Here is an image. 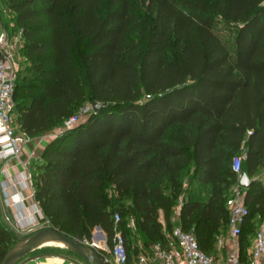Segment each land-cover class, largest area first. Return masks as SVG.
I'll use <instances>...</instances> for the list:
<instances>
[{"label":"trees","instance_id":"obj_1","mask_svg":"<svg viewBox=\"0 0 264 264\" xmlns=\"http://www.w3.org/2000/svg\"><path fill=\"white\" fill-rule=\"evenodd\" d=\"M1 4L14 13L29 60L16 77L18 130L39 136L87 103L103 104L32 163L35 200L50 225L89 242L100 225L111 247L120 213L129 263L128 224L149 246L166 242L188 173L180 222L212 254L228 223L233 158L245 153L251 178L264 169V0ZM195 181L211 185L207 199L193 197ZM246 204L242 253L245 234L264 220L262 180ZM16 242L0 217V262Z\"/></svg>","mask_w":264,"mask_h":264},{"label":"built area","instance_id":"obj_2","mask_svg":"<svg viewBox=\"0 0 264 264\" xmlns=\"http://www.w3.org/2000/svg\"><path fill=\"white\" fill-rule=\"evenodd\" d=\"M22 37V36H21ZM0 49L2 57L0 59V175L7 173L11 178L8 184L4 186L6 190L12 189L10 196L11 206L15 210L14 218L7 212L4 223L9 227L14 224L18 230L30 232L40 224L41 218H46L42 209L35 203L31 211L25 205V196L22 194L24 188L33 184L32 160L25 162L26 171L23 175H11L6 168L7 163L19 158L24 145L30 137L24 131L18 130L15 122V71L18 66L15 61V52L13 39L6 32H0ZM94 106L87 103L81 109L66 118L64 130L77 126L80 122L86 120L92 113ZM62 131V132H63ZM246 158L245 153H239L233 158V169L237 173V180L234 183L227 206L229 210L228 226L231 238L234 240V246L224 256L218 254H207L199 245L197 237L193 231L185 230L182 224H176L166 242L154 244L155 258L163 264H264V223L261 224L252 240V245L246 258L243 257L239 239L243 231L249 209L246 204L247 188L240 184L243 172V163ZM183 198L180 199V206ZM115 233L112 246L104 248L105 258L111 264H128L129 254L127 249V240L123 231L118 227L121 221L120 213L115 214ZM129 226L134 224V221ZM142 261H147L148 257H142ZM32 264H46V262L37 257Z\"/></svg>","mask_w":264,"mask_h":264},{"label":"crops","instance_id":"obj_3","mask_svg":"<svg viewBox=\"0 0 264 264\" xmlns=\"http://www.w3.org/2000/svg\"><path fill=\"white\" fill-rule=\"evenodd\" d=\"M1 30H4V29H3L2 24L0 22V32H1ZM54 139H55V135H53V133H51L50 131L45 133V134L39 135V136L30 137L29 141L24 145L23 151H22L20 157L14 158L7 163L6 168L8 169L10 174L11 175H23L26 171L25 162L28 161L29 159L32 160V163L37 161V160H41L42 159L41 156H42L44 150ZM10 179L11 178L9 177V175L7 173H2L0 175V206L6 207V211L9 213L10 217H12V219H13L15 210L10 205L11 204L10 196H11L12 192H14V191L12 189L6 190L4 188V186L6 184H8L9 181H12ZM253 179H260L261 180V178H258V177L253 178ZM199 185H204L209 190V193H208L206 198H200V199H207L210 195V192H211V185L206 184V183H202L200 181H195L193 193H195L197 191V188ZM22 194L25 196V205L27 206V208L29 210L32 211L34 209L35 203H36L35 189H34L33 184L24 188V190L22 191ZM9 208L11 209V212H9ZM180 211H181V206L177 205L175 207V213L173 216V221L176 224L181 223L180 222ZM0 217H2V216H0ZM39 219L42 221L43 218H41L39 216ZM160 220H161V222H163L165 224V219H164L163 213H161ZM41 221H40V223H41ZM130 223H132V222L130 221ZM131 227L134 228V224ZM10 228L14 232L15 231L24 232V231L18 230L14 224H12V226ZM165 228L166 227L164 226V232H165V236L167 239L170 232H168ZM95 243H97L99 247L101 246L98 242H96V240H95ZM239 244L241 246L240 239H239ZM153 246L154 245H150L148 249L143 248V250H141V253L139 255H135L132 253L131 257H130V261L128 264H163V262L161 260L155 258ZM233 246H234V240L231 238L229 226L227 223V229L225 232V236L224 237L218 236V239L216 241L215 251L213 253L218 254L219 256L222 257L225 254H227V252ZM48 247L49 246H44V247H40V248L34 250L32 253H30L29 255L24 257L17 264H32L33 260L37 257H40L41 259H43L46 262V264H89V262L87 260H85L84 258L80 257L79 255L71 252V250H69V249H68V251L73 253V256L70 254H66L65 250H52V248H48ZM249 250H248V252H249ZM248 252L244 251L242 253L244 258H246L248 256ZM145 256L148 257V260L143 262L141 258L145 257Z\"/></svg>","mask_w":264,"mask_h":264},{"label":"rangeland","instance_id":"obj_4","mask_svg":"<svg viewBox=\"0 0 264 264\" xmlns=\"http://www.w3.org/2000/svg\"><path fill=\"white\" fill-rule=\"evenodd\" d=\"M2 9V12L4 14L3 18H2V22L3 20L7 21L10 20V24H9V29H5L4 26L2 25L3 29L6 30V32L10 35V37L13 39V44H14V52H15V61L16 64L18 66V69L15 71V76H19L21 75V77L23 76V74L25 72H28L29 70V65L28 62L29 60L23 56V54L21 53V47H22V43H23V39H22V32L21 30H19L18 26L14 23L13 18H14V13L12 11H6L4 4L0 5V10ZM2 24V23H1ZM22 80H24V78H21ZM64 130V123H62L61 125H59L58 127L54 128L53 130H51L50 132L53 133V135H55V138L60 135L62 133V131ZM188 173L185 174V177L183 178V183H182V188H181V196L180 199H182L185 195H186V191L188 190L189 187V179ZM258 178H261V180L264 183V169H262L258 175ZM198 192V193H197ZM209 193V190L207 189V187H205L204 185H199L197 188V191L195 193H193V197L196 198H206L207 195ZM230 196V195H229ZM6 207L0 206V216L1 220L4 222V219L6 218ZM264 223L263 221H260L259 218L257 217V221H256V227H259L261 224ZM51 226L50 222L48 221L47 218H43L41 223L36 226L32 231L42 228V227H48ZM134 228H132V231L130 233V243L131 246H133V254L135 255H139L141 253V250H143V248L148 249L149 245L148 243L143 240L142 238L138 237L136 235V233L133 230ZM227 227H222L220 230V237H224L225 236V232H226ZM30 231V232H32ZM256 228L252 233H247L245 234V243H244V251L248 252V250L250 249L251 245H252V240H253V236L255 234ZM30 232H19V231H15L17 237H23L27 234H29ZM96 232V228H94L93 231V235ZM83 241L87 242V243H95V239L92 236V240L91 242L87 241L86 239H82ZM99 244L101 246L105 247V244H108V240L102 238H99ZM108 247V245H107ZM48 248H52V250H65L66 254H70L73 256V253H71L70 251H68V249L66 248H62V247H58V246H51ZM90 264V263H89Z\"/></svg>","mask_w":264,"mask_h":264},{"label":"water","instance_id":"obj_5","mask_svg":"<svg viewBox=\"0 0 264 264\" xmlns=\"http://www.w3.org/2000/svg\"><path fill=\"white\" fill-rule=\"evenodd\" d=\"M102 103H95L94 109L98 111L102 107ZM254 179L244 172L240 179V184L248 190L253 185ZM9 212L11 209L9 208ZM98 233L106 240L107 236L100 225L96 226V232L93 235L98 240ZM53 235L58 240L67 245V249L87 260L90 264H111L99 252L97 243H87L78 237L63 232L53 226L42 227L36 229L23 237H17V242L9 253L4 257L0 264H17L24 257L32 253L34 250L42 247L43 241ZM107 244H105L106 246Z\"/></svg>","mask_w":264,"mask_h":264},{"label":"bare ground","instance_id":"obj_6","mask_svg":"<svg viewBox=\"0 0 264 264\" xmlns=\"http://www.w3.org/2000/svg\"><path fill=\"white\" fill-rule=\"evenodd\" d=\"M44 246H58V247H62V248H67V245H65L64 242H62L61 240H58L56 237H54L53 235H49L42 243V247Z\"/></svg>","mask_w":264,"mask_h":264}]
</instances>
